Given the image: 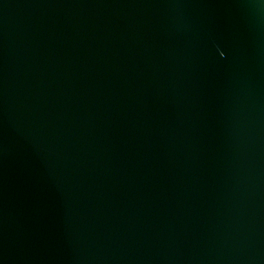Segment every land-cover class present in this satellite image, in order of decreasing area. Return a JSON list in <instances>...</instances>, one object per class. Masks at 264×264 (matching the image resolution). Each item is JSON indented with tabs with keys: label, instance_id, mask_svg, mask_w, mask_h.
<instances>
[{
	"label": "water",
	"instance_id": "95a60500",
	"mask_svg": "<svg viewBox=\"0 0 264 264\" xmlns=\"http://www.w3.org/2000/svg\"><path fill=\"white\" fill-rule=\"evenodd\" d=\"M0 264H264V0H0Z\"/></svg>",
	"mask_w": 264,
	"mask_h": 264
}]
</instances>
